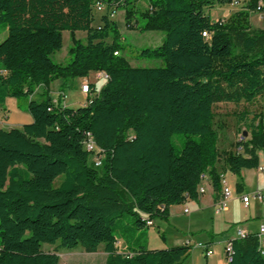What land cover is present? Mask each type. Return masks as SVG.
Returning a JSON list of instances; mask_svg holds the SVG:
<instances>
[{"label": "trees", "instance_id": "1", "mask_svg": "<svg viewBox=\"0 0 264 264\" xmlns=\"http://www.w3.org/2000/svg\"><path fill=\"white\" fill-rule=\"evenodd\" d=\"M99 1L104 9L92 26V0H0V29L6 30L0 105L7 97L31 98L57 79L65 86L90 73L105 75L100 88L89 84L83 106L54 107L42 95L27 102L29 124L0 128V264H59L55 252L42 250L55 244L87 254L102 245L105 264H182L190 245L150 249L144 231L155 218L168 219L169 207L196 200L205 174L218 201L225 171L258 168L264 30L249 22L252 13L264 12L256 11L258 0L224 20L211 12L233 0H146L148 8L138 13L142 30L160 31L163 39L138 57L161 61L160 67H132L122 55L125 45L109 14L125 11L129 25L132 0ZM63 31L86 34L83 41L71 38L64 65L49 57L61 48ZM219 105L238 109L239 120L256 110L251 129L239 134L243 141L235 140L218 169L213 115ZM176 134L186 138L178 154ZM87 135L102 153L99 168L83 149ZM229 243L226 264H264L255 234Z\"/></svg>", "mask_w": 264, "mask_h": 264}, {"label": "rangeland", "instance_id": "2", "mask_svg": "<svg viewBox=\"0 0 264 264\" xmlns=\"http://www.w3.org/2000/svg\"><path fill=\"white\" fill-rule=\"evenodd\" d=\"M132 12L136 13L129 18V25L125 22V11L117 10L114 12L113 17L111 18L117 25V29L120 32L122 37V43L125 45V50L122 55L126 58L128 64L134 67H160L162 66L161 61L157 60H146L139 59L138 53L144 48H156L161 44L163 39V33L160 31H143V19L138 15L139 12L144 11L148 8L146 0H132L128 5ZM221 12H211V18L218 17ZM100 13H94V21L92 26H95L99 23ZM5 33L0 29V41L5 37ZM85 32H74L71 34L68 31H63L61 33V48L58 51L50 54V59L54 63L66 64L69 62V49L71 47V38L75 40L83 41L85 38ZM109 42V40H107ZM100 79V80H99ZM88 81L97 80L95 76H88ZM99 83L96 88H100L105 82L104 77L98 78ZM54 86V85H52ZM95 86V85H94ZM66 103L68 108H77L80 106L79 99L80 97H75L73 93L67 94ZM36 98L41 99L40 95H37ZM264 99V92L262 94ZM238 109H233L232 106L219 105L214 108V117H213V129L217 134V148L220 152V166L222 165L223 154L227 151H231L235 144V140L240 133L245 134L251 129L253 124L252 114L256 110L255 107L249 109V113L244 120H239L234 111ZM194 140V137H190ZM186 138L184 134H176L171 138L175 152L178 154L181 150L182 145L184 144ZM260 153L261 163L264 165V152ZM94 156H89V161L92 160ZM226 184L230 189L232 188V182L235 181V176L229 172L223 176ZM62 179L61 177L59 178ZM59 179L54 181V186L59 183ZM232 190V189H231ZM187 207L189 214L182 212V208ZM168 212L174 217H168V219H162L160 217L155 218L154 227L148 230H145L147 238V245L150 249H160L165 247L164 242L167 241L168 247L175 246L179 243L181 237H188L192 239L190 255L184 260L183 264H203L204 260L202 259V251L196 247L198 244H203L201 241L208 236V229H211L212 232L217 233L219 227L217 225V220L221 218L222 212L218 215H214L212 210L205 209L201 211L203 215L199 218L195 213V207L188 204L174 205L169 207ZM125 221H132L131 218H126ZM212 227V228H211ZM188 229H207L197 232H189ZM213 233V234H214ZM213 238L223 237L224 234L218 236L212 235ZM123 240L119 238V242L116 243L118 249L123 248ZM218 246L212 247L213 251ZM42 250L46 252H55L58 256L59 264H105V254L102 251V245L98 246L96 253L87 254L84 253L79 247L74 249H63L58 248L55 244L54 246L43 245Z\"/></svg>", "mask_w": 264, "mask_h": 264}, {"label": "crops", "instance_id": "3", "mask_svg": "<svg viewBox=\"0 0 264 264\" xmlns=\"http://www.w3.org/2000/svg\"><path fill=\"white\" fill-rule=\"evenodd\" d=\"M246 2L247 0H237L236 4L230 3L222 6H216L213 11L221 12V10H224L223 13H220V15L216 17V19L224 20L232 13L242 10ZM249 22L252 29L264 30V12L252 13L250 15ZM3 33L6 34V30H3ZM92 75L95 76L97 80L88 81L87 78L76 79L64 86L62 84V80L57 79L52 83H50L47 87L38 86L31 98H27V99L22 98L17 101L14 98L7 97L4 100L3 104L0 105V128L3 130L20 129L23 125L29 124L31 122V119L27 112V102L29 99L39 101L40 99L36 98L37 95L40 96L47 95V97L53 100L57 98L58 92H62L65 96L63 100V106L68 107V104L66 103L65 100L68 97L67 94L69 92V93H73L75 97H80L79 99L80 106H83L86 103L87 95L80 92V86L82 85V83L87 82L97 87V84L99 83L100 80V79L98 80V78L103 77L102 73H90L88 76H92ZM219 160L220 159H218L216 163V167L218 169L223 168L220 166L221 162L219 163ZM258 168L264 169V165L261 163L260 160L259 152H258ZM258 168L242 169L239 171L238 175L233 174L235 176V181L232 182V188H231L232 190L230 189V187H228L231 191V196L226 203V207L224 211H222L223 214L220 220L218 219L216 221L219 227V231L217 233L212 232L211 229L208 230L188 229L189 232H197L200 230L201 231L207 230L208 232V236H206L201 242L209 246V248L212 251V254L208 257H205L204 254L201 253L202 259L204 260L203 264H226L224 247L227 242H229L232 239H235L236 230H241L247 234H256L259 226L264 225V202H258L257 200L251 198L248 208H244L241 201V196L243 195L252 196V194L255 192H261L264 196V171H259ZM226 172L227 171L223 173V176L226 174ZM236 183H241L242 189L239 192L235 190ZM200 185L203 189V193L198 194L196 200H186V202L184 203L185 205L189 203L191 206H194L195 213L196 215L199 216V218H201V216L203 215L201 211L205 209L212 210L214 214V207L217 202V199L214 198L215 196L207 174L204 175V178ZM218 197H219V193H218ZM185 209L187 210V214H189V210L187 207L182 208V212ZM168 214L169 217L175 216L172 215L170 212H168ZM214 215H218V214H214ZM220 234H224V236L223 237L221 236L220 238L217 237L213 238L212 236V235L218 236ZM192 242H193L192 239L188 237L187 238L181 237V239H179V243H177L176 245H183V244L190 245L192 244ZM259 242L261 248L264 250V237H261ZM164 245L165 247L163 248H167L169 246L167 241L164 242ZM214 246L215 247L218 246L217 247L218 249H215V251H213L212 249V247ZM190 254L191 253L189 251L188 256ZM183 263L184 261L182 262V264Z\"/></svg>", "mask_w": 264, "mask_h": 264}, {"label": "built area", "instance_id": "4", "mask_svg": "<svg viewBox=\"0 0 264 264\" xmlns=\"http://www.w3.org/2000/svg\"><path fill=\"white\" fill-rule=\"evenodd\" d=\"M232 3L236 4L237 0H233ZM262 8H264V0H258L256 3V11L259 12ZM103 9H104V6L99 0H92L93 12L100 13L103 11ZM113 15H114V13H110L109 17L112 18ZM202 36L207 37L205 32L202 33ZM102 76L105 78L104 74H102ZM80 92L83 94H87L89 92V83L83 82L82 85L80 86ZM64 98H65L64 94L62 92H58L57 98L52 100L53 106L54 107L63 106ZM243 139L244 138L242 135H238L236 140L238 142H241V141H243ZM83 149L90 156H94L92 158V160L90 161L91 166L93 168H99L101 165V161H102V153H101L100 149L94 144V142L90 139V137L88 135H87L86 140L83 143ZM240 150H241L240 147L237 148V151H240ZM258 170L264 171L263 168H258ZM202 177L204 178V176H202ZM201 193H203V189H202L201 185H199L198 194H201ZM219 195H220V197H219V199L216 202L215 207H214V214H219L220 212L224 211V209L226 207V203L231 196V191L228 188L224 178H221V180H220ZM251 198L257 200L258 202H264V196L261 192H255L252 194V196L243 195V196H241V201H242L244 208H248ZM183 213L186 214L187 210L185 209L183 211ZM146 224L151 225V222L148 221V222H146ZM255 235L258 237L259 240L261 237H264V225L259 226L258 231ZM246 236H247V233H245L241 230H236V232H235V239H244ZM196 247L202 251V253L204 254L205 257H208L212 254L211 249L206 244H198V245H196ZM229 252H230V243L227 242L225 244V247H224V255L226 258V262L228 261ZM260 254L264 255V250L262 248L260 250Z\"/></svg>", "mask_w": 264, "mask_h": 264}, {"label": "water", "instance_id": "5", "mask_svg": "<svg viewBox=\"0 0 264 264\" xmlns=\"http://www.w3.org/2000/svg\"><path fill=\"white\" fill-rule=\"evenodd\" d=\"M244 136L246 135V133L245 134H243Z\"/></svg>", "mask_w": 264, "mask_h": 264}]
</instances>
